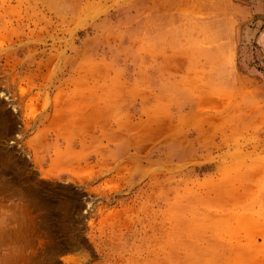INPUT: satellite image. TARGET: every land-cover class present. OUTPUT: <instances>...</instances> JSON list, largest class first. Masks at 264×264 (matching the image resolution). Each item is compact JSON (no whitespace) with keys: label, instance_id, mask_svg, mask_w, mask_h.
<instances>
[{"label":"rangeland","instance_id":"obj_1","mask_svg":"<svg viewBox=\"0 0 264 264\" xmlns=\"http://www.w3.org/2000/svg\"><path fill=\"white\" fill-rule=\"evenodd\" d=\"M0 264H264V0H0Z\"/></svg>","mask_w":264,"mask_h":264},{"label":"bare ground","instance_id":"obj_2","mask_svg":"<svg viewBox=\"0 0 264 264\" xmlns=\"http://www.w3.org/2000/svg\"><path fill=\"white\" fill-rule=\"evenodd\" d=\"M252 249H254V248H252Z\"/></svg>","mask_w":264,"mask_h":264}]
</instances>
